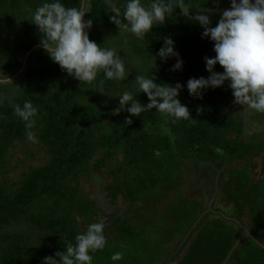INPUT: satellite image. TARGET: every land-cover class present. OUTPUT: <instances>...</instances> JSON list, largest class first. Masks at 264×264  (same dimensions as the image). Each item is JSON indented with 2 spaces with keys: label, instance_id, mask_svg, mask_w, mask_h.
<instances>
[{
  "label": "trees",
  "instance_id": "16d2710c",
  "mask_svg": "<svg viewBox=\"0 0 264 264\" xmlns=\"http://www.w3.org/2000/svg\"><path fill=\"white\" fill-rule=\"evenodd\" d=\"M62 2L66 7L80 6V0ZM185 2L194 6L190 9L194 15L195 7H203L206 0ZM41 3L0 0L1 14L8 17L4 24L0 22V35L8 33L5 24L13 28L19 8L35 10ZM90 5L84 16L93 21L89 39L101 47L118 48L131 69L124 80H105L101 72L91 84L80 83L51 60L40 45L42 34L34 24L28 35L13 41L14 48L8 53V75L18 70L28 55L21 80L0 84V93L5 96L11 87L21 88L0 104V264H42L45 257H55L68 243L75 244L78 233L101 219L106 222L107 244L103 250L90 253L92 264H112L115 252L123 253L117 264H150L161 257L163 243L181 232L201 206L196 199L189 209L186 196L177 203H173L176 199L171 201L170 185H166L174 179L171 165L208 158L237 161L226 171L220 192L221 201L234 205L235 210L229 211L227 205L212 208L176 264H264V172L254 178L250 166L252 158L264 153V114L247 110L240 118L230 110L234 97L228 81L221 87L204 89L202 98L189 95L187 81L208 77L204 58L216 53L214 42L202 38V26L182 16L178 7L164 24L154 25L144 40H139L110 19L114 13L105 0H90ZM123 5L124 0H117L122 10ZM219 19L218 15L211 17V26ZM164 37L174 40L182 69L172 70L174 56L166 61L156 57ZM0 45L6 47L7 43L1 41ZM214 70L223 72L219 64ZM3 72L0 68V74ZM140 74H153L156 83L185 85L179 99L189 108L192 122L173 123L151 109L140 117L132 116L129 125L125 122L129 113L114 114L119 97L112 95L131 91L141 103L149 102L145 93L136 91L134 79ZM26 100L38 108L31 129L25 128L12 106H22ZM245 120L249 122L245 124ZM28 131L46 155L39 165L28 163L32 158L27 150L25 157L15 156L16 144L27 141ZM103 180L101 189L97 188L96 183ZM162 194L168 196L161 198ZM148 203L154 212L149 213ZM158 203L165 205L159 207ZM219 211L221 214H216ZM243 215L252 218L250 230L259 242L240 239L242 224L229 218L240 221ZM145 217H151L152 222L160 220L161 225L173 222L174 227L160 229L163 237L154 250L146 237Z\"/></svg>",
  "mask_w": 264,
  "mask_h": 264
},
{
  "label": "clouds",
  "instance_id": "9594fccd",
  "mask_svg": "<svg viewBox=\"0 0 264 264\" xmlns=\"http://www.w3.org/2000/svg\"><path fill=\"white\" fill-rule=\"evenodd\" d=\"M217 2L218 0H211L214 5ZM105 3L110 13H114L110 19L117 27H122L125 32L131 33L139 40H144L146 33L150 32L154 25L164 24L166 17L177 7L181 9L182 16L202 26V38H209L214 42L213 50L216 53L214 57L204 58L206 70L210 73L208 77H193L187 81L189 95L202 98L204 89H215L228 81L234 104L254 113L264 114V0H231L230 8L217 9L221 15L214 27L211 26L210 20L214 11L212 8L199 5L195 7L197 11L193 15L190 9L194 6L185 0H149L147 4L142 0H124L123 10L117 6V0H105ZM90 10V0H80L79 7H66L62 0H42V3L35 10H29L28 14L30 21L42 34L40 45L51 60L69 76L87 84L95 81L101 72L105 80H124L131 69L122 59L118 48L101 47L89 39L88 30L92 28L93 21L85 20L84 16ZM174 43L171 37H164L163 46L155 55L165 61L176 57V63L172 66V70L176 71L182 69L183 60L175 50ZM153 63L156 65V59ZM217 64L222 66L223 72L214 70ZM12 79L14 76L2 77L0 84ZM155 79L153 74L151 77L136 75L134 79L136 91L147 95V104L136 99L137 95L131 91L112 95L119 97L118 107L113 110L114 114L121 111L129 113L130 116L126 117L125 121L129 125L133 122L132 116L140 117L142 112L151 109H156L173 123L181 120L192 122L189 108L179 99L180 91L185 85L179 82L175 85L156 83ZM100 91L103 92L104 88ZM6 98L8 97L0 93V104H3ZM12 106L14 114L25 123V128L31 129L35 124L38 108L30 100L24 101L22 106L19 103H13ZM27 138L29 141L35 140L31 131L27 132ZM214 161L229 165H232L233 161L237 162L234 159L226 161L222 158ZM198 198L200 199H196ZM105 227L106 222L103 219L89 224L85 231L75 236V244L68 243L63 251L55 253L58 259L47 256L42 264H92L93 256L90 253L103 250L107 244ZM252 240L259 242L256 238ZM110 259L112 264H117L123 259V253L115 252Z\"/></svg>",
  "mask_w": 264,
  "mask_h": 264
},
{
  "label": "rangeland",
  "instance_id": "374dc122",
  "mask_svg": "<svg viewBox=\"0 0 264 264\" xmlns=\"http://www.w3.org/2000/svg\"><path fill=\"white\" fill-rule=\"evenodd\" d=\"M203 7L212 8L214 10L213 13L210 15V18L214 16L216 17L217 15L219 17L221 13L220 11H217V9L224 10L230 8L231 0H218L217 4L215 5L211 3V0H209L207 1V3L204 4ZM18 10L20 11H18L15 14L17 18L15 20V23L12 25L13 28H10L9 24H5L8 33H6L5 35H0V42L2 41L3 43H7L6 47L0 45V68L5 69V72L1 73L0 77L5 78V77L14 76V79L12 80H21L20 77L22 71L19 68L18 70L13 72V75L11 76L8 75L9 71L6 70V66H8V62H9L8 58H10L8 53H10V51L14 48L13 41L17 37H24L28 35L33 27V23L30 21L31 17L28 14L29 9L26 6H22ZM3 14L5 16H3L0 11V16H1L0 22H2L1 24H4V21H6L8 18L6 13ZM18 20H21V22L18 23ZM18 24L19 26H17ZM11 88L12 90L9 91L8 95L6 96L8 98H10L11 93L18 94L19 92H21V88L19 87H11ZM233 101L229 106V109L234 111L240 118H244L245 112L247 110L245 108H241L240 105L234 104ZM244 123L246 124V122ZM251 123L254 122L251 121ZM254 124L257 125L256 122ZM251 127L252 125H250V128ZM244 128L248 130L247 127ZM253 130L255 131V133H257L258 128L255 127L253 128ZM231 134L233 135L234 133ZM25 150H27L30 153V157L32 158L28 160V163L30 162L33 163L34 165H39L46 160V155L43 152L44 149L41 146H37L35 144V140L29 141L27 138L26 142L16 144L14 150L15 156L19 158L25 157L26 156V153L24 152ZM236 163L237 162L233 161L232 165H229L223 163L222 161L216 162L208 158L207 161L206 160H202L200 162H194L193 160L181 161V162L178 161L173 166L171 165L170 169L174 172V179L172 182H168L166 184L167 186L170 185V191L168 194L170 195L171 201L173 202L176 199L173 203H177L179 202L180 197L186 196L187 198L190 199V202L188 204V207L190 209L192 203L193 205H195L196 198L200 197L201 206L199 208V211H197L195 214L196 217L191 221H186V224L180 228L181 232L179 231V233H175V235L171 237V239L163 243V246L159 248L161 252L160 253L161 257L155 261L151 260L152 262L150 264H176L178 259L184 254L190 239L194 236L197 229L202 226V224L205 221V218L208 216V212L212 210L214 206H220V208H223V206L227 205L225 207L229 211L235 210L234 205L232 204L228 205L229 203L227 204V202L221 201L220 192H221V183L224 181V178L227 177L226 174L227 168L231 166H235ZM250 166L253 170L254 178L259 177V175H261V173L264 172V153H261L259 154V156L252 158L250 160ZM230 172L231 171H229L228 174ZM201 180H203V183ZM104 182H105L104 180L103 182L102 181L97 182L96 183V186H98L97 188L101 189V186L104 184ZM224 183L222 184L223 186ZM94 188L96 189L95 185ZM154 194L155 193L153 192V195ZM168 194H162L161 198L167 197ZM145 199H146L145 202H147L148 197H146ZM142 202H144V200H142ZM163 205H165V203L159 204V207H163ZM148 209H149V213L154 212L153 207L150 203H148ZM207 209L210 210L206 212ZM163 212H164L163 210L160 211L159 215H162ZM216 214L219 215L221 214V212L220 211L216 212ZM151 217H153V215ZM151 217H145L143 219V222L145 223L144 225H146V234H148V236L146 237H148L149 244L152 243L151 248H153L154 250L156 249L157 243H159L163 237L162 235H159L162 232L160 229L165 230L168 227L172 228L174 226H173V222L169 226L167 223L161 225L160 220H155L154 222H152ZM229 219L239 225L242 224V229L246 231H247V224L253 223L252 218L246 215H243L240 221L236 220L233 217ZM149 220H151V222H148ZM34 242H36V240H34ZM168 256H170V258H168ZM150 259H152V257H150ZM143 264H149V262Z\"/></svg>",
  "mask_w": 264,
  "mask_h": 264
},
{
  "label": "flooded vegetation",
  "instance_id": "af4514ba",
  "mask_svg": "<svg viewBox=\"0 0 264 264\" xmlns=\"http://www.w3.org/2000/svg\"><path fill=\"white\" fill-rule=\"evenodd\" d=\"M262 174V173H261ZM202 181V183H203V180H201ZM223 184V182L221 183V185ZM208 210H210V209H207L206 210V212L208 211ZM241 237H243V238H251V239H253V238H255V237H253V234H252V232H251V230H250V224H247V231L246 230H244V229H242L241 230Z\"/></svg>",
  "mask_w": 264,
  "mask_h": 264
},
{
  "label": "water",
  "instance_id": "95a60500",
  "mask_svg": "<svg viewBox=\"0 0 264 264\" xmlns=\"http://www.w3.org/2000/svg\"><path fill=\"white\" fill-rule=\"evenodd\" d=\"M24 64H25V58H24V60H23V62H22V64H21V69L23 68V66H24ZM262 246V245H261Z\"/></svg>",
  "mask_w": 264,
  "mask_h": 264
}]
</instances>
